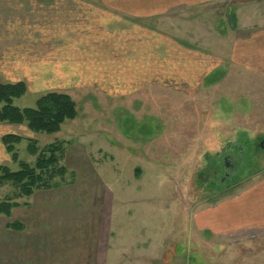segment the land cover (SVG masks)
<instances>
[{
  "label": "rangeland",
  "instance_id": "1",
  "mask_svg": "<svg viewBox=\"0 0 264 264\" xmlns=\"http://www.w3.org/2000/svg\"><path fill=\"white\" fill-rule=\"evenodd\" d=\"M5 4L0 0V83L21 76L24 66L46 64L45 53L24 47L31 32L4 15ZM239 5L253 21L264 15V0L224 2L192 16L195 28L221 34ZM214 73L187 95L144 87L115 97L97 83L23 81L28 88L15 106L34 107L56 91L71 96L78 114L49 135L0 123V138L62 143L59 164L67 168L51 180L56 185L29 197L0 184V201L19 203L10 216L0 214V264H264V232L217 237L194 221L200 207L264 175V77L231 64ZM26 146H17L19 158L32 164ZM0 165L18 168L1 140ZM12 221L22 228H8Z\"/></svg>",
  "mask_w": 264,
  "mask_h": 264
},
{
  "label": "crops",
  "instance_id": "2",
  "mask_svg": "<svg viewBox=\"0 0 264 264\" xmlns=\"http://www.w3.org/2000/svg\"><path fill=\"white\" fill-rule=\"evenodd\" d=\"M4 1V15L17 16L31 32L24 47L46 54V64L32 70L18 60L24 67L12 82L97 83L104 95L122 97L144 87L193 94L225 64L264 77V15L253 21L239 5L221 34L195 28L199 10L239 0H39L29 8ZM194 221L217 237L264 232V175L200 207Z\"/></svg>",
  "mask_w": 264,
  "mask_h": 264
},
{
  "label": "trees",
  "instance_id": "3",
  "mask_svg": "<svg viewBox=\"0 0 264 264\" xmlns=\"http://www.w3.org/2000/svg\"><path fill=\"white\" fill-rule=\"evenodd\" d=\"M213 77H209L206 82ZM26 91L27 86L23 81L0 83V123L24 125L30 132L49 135L58 132L66 120H73L78 114L77 104L71 96L56 91L39 96L34 107L15 106L13 100L20 98ZM0 140L12 163L18 165L17 169L0 165V184L10 183L21 197H29L39 189H50L56 185L51 180L56 175L63 176L67 170L59 164L62 143L39 147L36 140L25 139L15 133H6ZM23 140H27V153L35 156L32 164L19 158L17 146ZM18 206V202L10 199L0 201V214L10 216L11 210ZM6 226L16 230L22 228L18 221L9 222Z\"/></svg>",
  "mask_w": 264,
  "mask_h": 264
},
{
  "label": "flooded vegetation",
  "instance_id": "4",
  "mask_svg": "<svg viewBox=\"0 0 264 264\" xmlns=\"http://www.w3.org/2000/svg\"><path fill=\"white\" fill-rule=\"evenodd\" d=\"M228 175V174H227Z\"/></svg>",
  "mask_w": 264,
  "mask_h": 264
}]
</instances>
